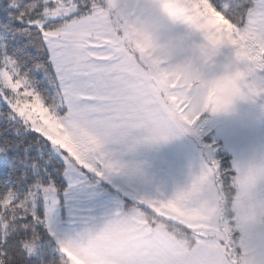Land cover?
Returning a JSON list of instances; mask_svg holds the SVG:
<instances>
[{"label":"snow or ice","instance_id":"snow-or-ice-1","mask_svg":"<svg viewBox=\"0 0 264 264\" xmlns=\"http://www.w3.org/2000/svg\"><path fill=\"white\" fill-rule=\"evenodd\" d=\"M154 7L0 0V264H264V177L234 175L210 149L171 197L111 207L113 178L136 170L117 149L195 134L209 107L199 69L140 47ZM215 7L245 66L234 95L264 92V0ZM230 181L234 216L223 212Z\"/></svg>","mask_w":264,"mask_h":264},{"label":"crops","instance_id":"crops-1","mask_svg":"<svg viewBox=\"0 0 264 264\" xmlns=\"http://www.w3.org/2000/svg\"><path fill=\"white\" fill-rule=\"evenodd\" d=\"M186 53L184 45L175 44L168 62L178 63L187 56ZM231 55V47L222 46L212 58L213 62L205 67V73L219 72ZM203 113L208 116L215 144L230 156L234 172L237 167L264 160V92L236 97L223 110L205 109ZM213 148L211 154L218 161L216 146ZM117 150L121 159L136 170L113 178L109 187L118 195L111 202L112 208L117 204L125 207L124 200L133 203V196L137 193L171 197L189 183L190 173L197 169L209 149L204 148L193 133L178 132L167 140L140 141L128 150ZM58 220L63 224L62 230L69 227L63 209L58 212Z\"/></svg>","mask_w":264,"mask_h":264},{"label":"clouds","instance_id":"clouds-1","mask_svg":"<svg viewBox=\"0 0 264 264\" xmlns=\"http://www.w3.org/2000/svg\"><path fill=\"white\" fill-rule=\"evenodd\" d=\"M152 3L155 6L152 14L138 29V43L146 55L158 60L165 67L178 65L199 69L197 85L199 102L203 104L208 101L207 109L212 110L215 103H223L225 100L232 102L237 97L234 95V87H240L245 72V66L236 55V51H232L231 59L222 65L219 72L206 74L204 71L216 55H209V52L217 53L222 46L231 47L227 17L215 7V0H152ZM176 25H183L190 33H198L202 39L188 44L189 55L182 61L172 64L168 61L175 45L169 34ZM223 109L225 108L220 110ZM247 174L257 178L264 177V160L239 167L234 175L243 177ZM230 184L231 193L226 196L223 212L234 216L233 202L238 189L231 181Z\"/></svg>","mask_w":264,"mask_h":264},{"label":"rangeland","instance_id":"rangeland-1","mask_svg":"<svg viewBox=\"0 0 264 264\" xmlns=\"http://www.w3.org/2000/svg\"><path fill=\"white\" fill-rule=\"evenodd\" d=\"M169 36L172 39L174 45H184V49L187 52L186 55H189L187 45L193 41L196 42L202 39L198 33H190L183 25H176ZM204 71H206V69H204ZM208 122V116L206 115V113L202 112L197 122V132L194 135L202 143V146L204 148L212 150L214 149L213 147L216 146V152L223 153L221 146L219 144H215L216 139L213 134V129ZM223 155L226 156L227 154L223 153ZM212 157L214 156L212 155ZM62 225L63 224H59L58 226L62 227Z\"/></svg>","mask_w":264,"mask_h":264},{"label":"trees","instance_id":"trees-1","mask_svg":"<svg viewBox=\"0 0 264 264\" xmlns=\"http://www.w3.org/2000/svg\"><path fill=\"white\" fill-rule=\"evenodd\" d=\"M223 153H225L223 151ZM223 153H218V163L222 168L228 169L229 171H231L233 174H235V172L232 169L231 166V159L229 155L224 156ZM125 203V207H127L128 205L132 204V202L124 200Z\"/></svg>","mask_w":264,"mask_h":264}]
</instances>
